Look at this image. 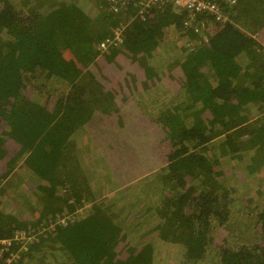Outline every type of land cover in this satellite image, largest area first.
<instances>
[{
	"label": "trees",
	"instance_id": "obj_1",
	"mask_svg": "<svg viewBox=\"0 0 264 264\" xmlns=\"http://www.w3.org/2000/svg\"><path fill=\"white\" fill-rule=\"evenodd\" d=\"M218 4L194 31L172 6L0 0V239L43 230L12 264H264V0Z\"/></svg>",
	"mask_w": 264,
	"mask_h": 264
},
{
	"label": "built area",
	"instance_id": "obj_2",
	"mask_svg": "<svg viewBox=\"0 0 264 264\" xmlns=\"http://www.w3.org/2000/svg\"><path fill=\"white\" fill-rule=\"evenodd\" d=\"M230 4H233L235 0H223ZM107 4L110 7L111 13L116 15L121 11H127L130 5L136 7L134 16L139 20H144L151 7H165L172 6L178 10H183L186 13V18L183 21V25L187 28H192L196 31V27L193 25L195 18L198 15H211L214 18L215 23L225 24L230 20L228 13L223 11L217 2L206 0H107ZM126 24L120 23L115 26L109 35L101 40L97 46L100 53H105L109 49L116 47L122 42V33ZM72 219L71 214H62L58 217L56 223L60 226L66 225V223ZM53 224L49 225L52 228ZM33 232V230H16L13 236L5 239H0V264H12V262L18 257L16 250H26L28 245L33 244L39 240L38 235L42 232ZM18 246V248H16ZM14 249V251H13Z\"/></svg>",
	"mask_w": 264,
	"mask_h": 264
},
{
	"label": "rangeland",
	"instance_id": "obj_3",
	"mask_svg": "<svg viewBox=\"0 0 264 264\" xmlns=\"http://www.w3.org/2000/svg\"><path fill=\"white\" fill-rule=\"evenodd\" d=\"M208 34V33H207ZM205 34V36H202L201 41H206V39L208 38ZM260 41H257V39L254 37L252 38V44L253 46H258L259 48H263L264 49V45L259 43ZM187 45L189 46V43H187ZM64 58L66 60H70L72 59L71 54L69 52H65L64 54ZM241 61H242V65H246V60L244 59V57L241 56ZM100 62L104 63L105 65L107 64V62H105L104 59L99 60V64ZM112 68L108 69V71H106L105 74H103L104 77V85L105 87L109 88L112 87L114 90H119L121 88L122 92H123V96L127 93H129L132 90V85L128 82V78L130 77V73L131 72V67H134V61H133V57H129L128 60H121L120 57L114 59L112 62ZM135 68V67H134ZM68 72H71L73 74H75L74 72L71 71V69L68 67L67 68ZM134 74V73H132ZM124 99V97L122 98ZM4 114H0V140H2L3 142L6 141V136L2 133L3 129H4ZM196 130L198 131L197 127ZM199 132V131H198ZM200 133V132H199ZM214 138V137H213ZM208 140H213L211 136L205 137L204 141H208ZM20 150L18 152H16L11 158H9L8 164H13L18 158H20ZM65 183V181H64ZM67 184H65L64 186H66ZM91 205H88V209L90 208ZM96 207L93 206V209H95ZM126 249V248H125ZM124 249V251H125ZM130 250V249H128ZM128 250L124 253V256H128Z\"/></svg>",
	"mask_w": 264,
	"mask_h": 264
},
{
	"label": "clouds",
	"instance_id": "obj_4",
	"mask_svg": "<svg viewBox=\"0 0 264 264\" xmlns=\"http://www.w3.org/2000/svg\"><path fill=\"white\" fill-rule=\"evenodd\" d=\"M206 1H213V2H217V3H218V1H220V0H206ZM235 2H236V0H235ZM235 2H234L232 5H234ZM106 3H107V0H106ZM107 5H108V4H107ZM108 6H109V5H108ZM165 7H166V6H165ZM165 7H161V8H165ZM109 8H110V7H109ZM110 12H111V10H110ZM111 16H114V14L111 13ZM229 21H230V20H229ZM254 37H256V36L252 35L251 38H254ZM104 38H105V37H104ZM104 38H103V39H104ZM103 39H102V40H103ZM100 41H101V40H100ZM100 41H99V42H100ZM99 42L95 45V49H96V51L98 52V54H99L100 56H102L103 54H105V53H107L109 50H111V49H109L107 52H105V53H103V54L100 53V52L98 51V49H97V46H98ZM122 42H123V33H122ZM122 42H121L120 44H118L116 47H118L119 45H121ZM114 48H115V47H114ZM112 49H113V48H112ZM71 216H72V215H71ZM72 217H73V216H72ZM72 219H73V218H72ZM72 219H71V220H72ZM71 220H70V221H71Z\"/></svg>",
	"mask_w": 264,
	"mask_h": 264
}]
</instances>
